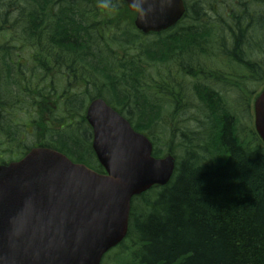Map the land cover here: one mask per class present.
<instances>
[{
  "label": "trees",
  "instance_id": "1",
  "mask_svg": "<svg viewBox=\"0 0 264 264\" xmlns=\"http://www.w3.org/2000/svg\"><path fill=\"white\" fill-rule=\"evenodd\" d=\"M216 2L224 3L215 12L216 21H203L201 11L214 7L199 3L190 8V23L181 29L144 35L121 0H28L14 13L2 9L0 0V30L10 17L24 26L21 46L35 62L26 80L25 66L8 63L13 43L9 47L0 39V62L7 63L11 85L0 102L9 106L8 114L18 104L31 115L37 143L103 173L85 118L87 105L96 98L146 134L155 145L154 156L163 153L162 138L169 139L168 151L177 160L171 182L132 202L129 232L119 246L123 251L132 242V264H264L263 142L253 132L247 139L240 137L221 97L209 86L194 87L208 112L198 128L190 129L189 120L180 119L190 105L183 96L187 86H175L174 76L181 73L182 78L186 71L195 76L184 62L196 59L189 53L207 52L208 43L226 52L234 67V72L211 76L217 86L246 90V81L264 80V0ZM248 43L255 48L245 51ZM52 69L60 74L59 84H46ZM25 96L41 104L31 107L25 99L22 105L13 100ZM165 105L169 108L164 111ZM5 123L9 132H3L21 146L15 134L23 127L10 117ZM177 139L181 157L174 146Z\"/></svg>",
  "mask_w": 264,
  "mask_h": 264
},
{
  "label": "water",
  "instance_id": "2",
  "mask_svg": "<svg viewBox=\"0 0 264 264\" xmlns=\"http://www.w3.org/2000/svg\"><path fill=\"white\" fill-rule=\"evenodd\" d=\"M124 1L144 34L169 29L186 11L182 0ZM254 113L264 143V89ZM86 118L104 173L43 147L0 167V264H101L128 235L133 198L171 181L175 157L155 158L150 139L104 99Z\"/></svg>",
  "mask_w": 264,
  "mask_h": 264
},
{
  "label": "rangeland",
  "instance_id": "3",
  "mask_svg": "<svg viewBox=\"0 0 264 264\" xmlns=\"http://www.w3.org/2000/svg\"><path fill=\"white\" fill-rule=\"evenodd\" d=\"M190 3L193 5V8L200 6L199 3H202L203 5H212L211 7H214V11L210 9L208 10H202V14H201V18L203 19V21L207 22L208 24L211 23L214 20L215 17V12L224 4L221 2H216V0H189ZM28 4V0H2V5L1 8L2 9H11V10H15L17 9V11L20 9V7L22 6H26ZM30 7H28V11H29ZM14 13V12H11ZM222 14V12H221ZM16 15V13H15ZM216 18V17H215ZM22 27V28H21ZM17 26L15 25V23L13 22H9L6 26H5V30H8L10 34L8 35H13V38L18 40L17 42H14L13 45L18 46L19 48L22 47L21 46V42H19V40L24 41V37H23V28L24 26ZM3 31L0 30V33H2ZM153 38V37H152ZM210 51V55H208L209 57L206 58H211L210 60L213 62V65H211V67L205 66H199V65H194V69L196 71H201L207 73L209 71H212V73L216 74L220 73L218 72L219 70H224V72H234L233 70V66L230 63H225L223 64L222 62H218L220 61L219 57V50L214 48L209 50ZM23 53H27V51H23ZM22 56H27V54H21ZM122 56V55H121ZM201 57V56H200ZM205 58V59H206ZM205 59L203 57H201V61H205ZM199 60V57H198ZM227 61V60H226ZM202 65V64H201ZM176 70V68H174V71ZM158 73L161 75V77L165 76V67H159ZM244 74V73H242ZM201 76L203 75H199L198 73H196V77L197 79H193L191 76H185L184 78H180L178 77V75L174 76V84L175 86H179L178 83L183 84V86H187V88H185V90H183L184 94L183 96H185L186 94V101H187V107L190 105L189 108H187L188 113L182 114L180 116L181 120H189L190 123H188V127L190 129H197L198 125H199V121H204V118L206 116V114L208 113L206 108H203L202 106V101L199 98V94L198 92L194 91V84L196 83L198 86H201L202 84H204L205 86H209L212 87L213 83L212 81H208L206 80L205 83H203V78H201ZM248 76V75H247ZM54 79V77L52 78ZM56 82H59L61 80L60 77H56L54 79ZM182 86V87H183ZM80 91H82L84 89V86H80ZM215 88L219 91L225 92V87H222V85L220 86H215ZM229 89H231V95H229L227 98H225V103L227 104V107L235 114H237L238 116V120L236 121V123L238 124V127L240 129V137L241 138H245L247 139L249 133H251V131H254V121H253V114H252V108H251V112L250 110L247 111V109L245 110L246 106L245 104H243L242 102L240 103L239 106V111L234 110V102L236 100V94L237 92H241L243 93L244 97H245V101L247 102V99L249 100V98L251 97V93L255 92H259L262 88H264V80L262 81H246V90H240L238 88H233L232 86H228ZM252 101L253 98L250 102V107L252 106ZM239 102V100L237 101V103ZM169 108V105H165V110H167ZM203 109V110H202ZM229 115V113H228ZM230 116V115H229ZM29 115L27 114H19L17 116V120L20 123H24L25 121L28 120ZM165 117H169V113L166 112ZM168 120L165 119L164 122H167ZM190 125V126H189ZM26 130H28V132H26ZM31 127L27 126L24 128L20 139L26 141V143L20 142V140L18 141V143L23 146L24 144H31L34 142V138H32L31 134ZM30 136H29V135ZM180 139H177L175 142V149L178 146V148H181V146L179 145ZM171 144L169 139L167 137L162 138L161 142H160V146L162 148V151L164 152L163 154L168 152V145ZM16 148L17 151L16 153L18 154L20 152V149L17 147V144H12L9 147H6L5 149H13ZM176 153L181 157V151L179 149H176ZM16 155H5L3 156V158L5 159H9L12 157H15ZM19 156V155H18ZM17 156V157H18ZM16 157V158H17ZM132 242L130 240H128L125 244V249L122 251L118 248L113 249L111 252H109L104 260L103 263L105 261L104 264H132V261L129 259V254L128 251L131 250L132 248ZM126 251V252H125Z\"/></svg>",
  "mask_w": 264,
  "mask_h": 264
},
{
  "label": "flooded vegetation",
  "instance_id": "4",
  "mask_svg": "<svg viewBox=\"0 0 264 264\" xmlns=\"http://www.w3.org/2000/svg\"><path fill=\"white\" fill-rule=\"evenodd\" d=\"M14 11L15 10H10L9 12H14ZM9 22H11V21L9 20ZM10 33L5 31L4 37L0 38V39H3V43L4 44L9 43V47H10V42H17L18 41L16 39H14L13 36L10 37V35H6V34H10ZM21 41L22 40H19V42H21ZM21 49L22 48L16 49V50H14V51H12L10 53L11 57L9 58L10 61L8 63L13 65V66H25V67H22V68H24V71H26V72H23L22 74L26 76V80H27L28 79L27 75L30 74L31 71H33L31 68H33L32 64H33V66H35L34 65L35 62L33 61V58H32L31 54H29V56H22L21 54H24V53H23V51ZM223 55L226 56L227 53H223ZM24 59L29 60L30 64L25 65V63L23 61ZM0 64H1V62H0ZM1 65L3 66V69H2V72L0 70V91H1L0 92V96L5 99L7 97V89L9 90L11 85H8V83H7V81H8L7 74L9 73V69L7 67V63H2ZM13 69H15V68H13ZM15 72H16V70H15ZM55 73H56V71H54V69H52L50 71V73H49L50 76H47L46 79H45L46 84L47 83H55L54 79L57 77L55 75ZM53 77H54V79H52ZM42 82H44V81H42ZM14 95H15V97L18 95L17 91L14 92ZM28 97H30V96H25L24 98L19 97L18 99H13V100H18L21 103V105H22V103L24 102V99H25V100L31 102V107L41 104V101L38 100L36 97H35L36 101H31ZM11 98H13V97L11 96ZM8 109H9V106H7V105H5V104L0 102V137L2 139H5V140L9 141V140H13V139H12L11 136H7L6 135L5 132H9V131L4 130L5 126H6L5 121L7 120V117H10L12 122H14V124L16 126H20L19 123H18V120H17V116H18L19 113H22V112L25 113V111L22 108H20L18 104L14 105V112H13L12 115L10 113L8 114ZM29 117H31V115H29ZM2 122H4L3 128H2ZM31 126H32V128H35V125L33 126L31 124ZM20 127H22V126H20ZM18 129L21 130V128H18ZM22 130H23V128H22ZM36 130H37V128H36ZM3 131H5V132H3ZM17 137H18V133L15 134V138H17Z\"/></svg>",
  "mask_w": 264,
  "mask_h": 264
},
{
  "label": "bare ground",
  "instance_id": "5",
  "mask_svg": "<svg viewBox=\"0 0 264 264\" xmlns=\"http://www.w3.org/2000/svg\"><path fill=\"white\" fill-rule=\"evenodd\" d=\"M254 48H255V47H254L252 44H249V43H248V45H246V44L244 45V48H243V49H244L245 51H248V50H253ZM191 61H192V59H187V60H185L184 63H185V64H189V63H191Z\"/></svg>",
  "mask_w": 264,
  "mask_h": 264
},
{
  "label": "clouds",
  "instance_id": "6",
  "mask_svg": "<svg viewBox=\"0 0 264 264\" xmlns=\"http://www.w3.org/2000/svg\"><path fill=\"white\" fill-rule=\"evenodd\" d=\"M140 3L142 4L143 3V0H140ZM140 5H138V7H139Z\"/></svg>",
  "mask_w": 264,
  "mask_h": 264
}]
</instances>
